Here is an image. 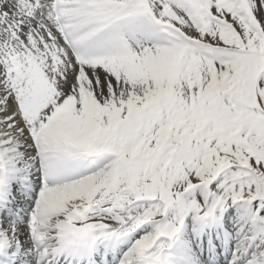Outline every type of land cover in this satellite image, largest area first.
<instances>
[{
  "label": "snow or ice",
  "instance_id": "obj_1",
  "mask_svg": "<svg viewBox=\"0 0 264 264\" xmlns=\"http://www.w3.org/2000/svg\"><path fill=\"white\" fill-rule=\"evenodd\" d=\"M0 264H264V0H0Z\"/></svg>",
  "mask_w": 264,
  "mask_h": 264
}]
</instances>
